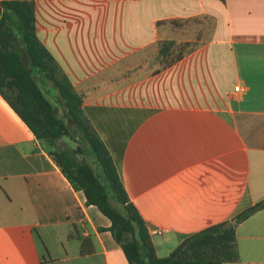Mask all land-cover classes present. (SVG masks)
Segmentation results:
<instances>
[{
	"label": "crops",
	"instance_id": "0c3cea01",
	"mask_svg": "<svg viewBox=\"0 0 264 264\" xmlns=\"http://www.w3.org/2000/svg\"><path fill=\"white\" fill-rule=\"evenodd\" d=\"M33 1L158 255L264 197V0ZM109 226L0 94V264H128ZM235 234L225 264H264V206Z\"/></svg>",
	"mask_w": 264,
	"mask_h": 264
},
{
	"label": "trees",
	"instance_id": "16d2710c",
	"mask_svg": "<svg viewBox=\"0 0 264 264\" xmlns=\"http://www.w3.org/2000/svg\"><path fill=\"white\" fill-rule=\"evenodd\" d=\"M159 43L166 63L192 48L174 51L173 38ZM49 85L56 90L54 101ZM0 94L83 192L85 203L109 218L128 264H225L239 258L236 224L263 207L264 197L230 219L185 235L167 255L156 253L109 149L83 110L82 94L37 35L33 0H0Z\"/></svg>",
	"mask_w": 264,
	"mask_h": 264
},
{
	"label": "rangeland",
	"instance_id": "374dc122",
	"mask_svg": "<svg viewBox=\"0 0 264 264\" xmlns=\"http://www.w3.org/2000/svg\"><path fill=\"white\" fill-rule=\"evenodd\" d=\"M188 26H190V25H188ZM175 35L178 36V37L192 36L193 38H194V37L197 38V34H196V30H195V28H194V27H193V28H192V27H191V28H187V26L184 27L181 31L176 32ZM175 40H176V39H175ZM184 43H185V42H183L182 40L177 39V40H176V47H175V50H174V51H177V50H179L180 48H181V49H188V48H190V47H192V46L195 45V41L188 42V44H186V47H185V44H184ZM187 45H188V46H187ZM49 88H51V94L49 95V94L47 93V95L49 96V98H50L52 101H54L53 94L56 93V90H55L54 88H52L50 85H49Z\"/></svg>",
	"mask_w": 264,
	"mask_h": 264
},
{
	"label": "built area",
	"instance_id": "2783aa9c",
	"mask_svg": "<svg viewBox=\"0 0 264 264\" xmlns=\"http://www.w3.org/2000/svg\"><path fill=\"white\" fill-rule=\"evenodd\" d=\"M234 88H235L236 90H239V89H240L239 85H235ZM151 232H157V233H160V232H162V229H154V230H151Z\"/></svg>",
	"mask_w": 264,
	"mask_h": 264
}]
</instances>
